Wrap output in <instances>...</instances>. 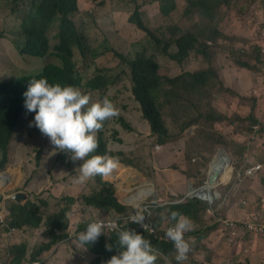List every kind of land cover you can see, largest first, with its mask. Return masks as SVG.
<instances>
[{"label": "rangeland", "instance_id": "374dc122", "mask_svg": "<svg viewBox=\"0 0 264 264\" xmlns=\"http://www.w3.org/2000/svg\"><path fill=\"white\" fill-rule=\"evenodd\" d=\"M98 1L82 0V9L75 15V18L80 28L89 35L92 45L100 50V56L96 62H93L92 58H83L76 54L74 60L84 74V80L99 73L111 74L116 79L115 82L110 80L109 88L103 94L106 95L107 92H110L115 97L113 101L117 104L119 111L118 119L117 116L109 119L110 124L105 131L106 144L110 139H113L116 146L129 151L133 161L142 167V170L149 172V175L145 174L144 176L142 172L133 167L122 169L117 188L125 186L127 198L135 195L142 185L147 189L148 180L153 191L151 190V194L147 197L137 198L138 205H144L151 199L167 200L174 196L182 197L189 185L198 187L207 180L212 161L211 155H217L219 148L212 145L207 133L208 123L205 119H201L200 125L194 129V132L188 131L189 129L185 132L186 123L198 116L194 115L197 113L196 108L186 102V99L192 96L196 97V101L206 99L205 102L212 103L216 100L221 105L228 103L229 105L225 109L231 106L230 114L232 115L229 116L232 119L226 120V123H217L216 127L217 129L222 127V129H218L219 131L226 130L229 137L225 146L232 155L236 167L244 162L264 164V56L262 51L260 55L255 52L257 47L264 44V0H232L230 7H233L234 18L243 20L241 26L246 25L243 28L244 33L252 37H259L261 42H256L254 38L247 39L239 35H227L228 37L217 44V50L231 59L234 64L229 62L226 57H221L219 64L221 72L225 76L216 75L213 78H207L205 85L196 84L191 87L186 84L181 86L171 97L175 101L163 104V119L170 132V138L164 144H159L157 137L152 134L148 121L144 119L141 108L138 107L139 105L134 99L130 69L120 55L124 56L126 60L135 57L138 53L150 57L156 56L154 60L173 76L181 71L202 70L197 66L199 60L196 58L188 63L172 64L166 58L161 57L162 51L150 36L145 35L142 38L130 31L124 21L137 9H140L139 0H101V3ZM186 1L179 0L181 9L185 8ZM25 6L26 4L22 0H0V80L36 73L49 62H59L58 57L54 54L41 60L21 55L17 41L21 33L20 24ZM240 6H244L245 14H241ZM227 14L228 11L224 9L217 17L216 22L219 27L223 23H227ZM142 17L144 19L143 15ZM189 20L194 24L198 20V16H191ZM150 22L151 29L156 33L171 38L173 24L182 22V18L180 12L175 10L167 16L159 13ZM201 29L208 32L204 23L201 25ZM57 31L58 26L55 25L49 32L52 47L57 42ZM105 38H109L112 42L109 45H103ZM108 46L111 50H108ZM235 56L251 61L257 68L255 70L240 68L235 63ZM250 74L254 75V82V78ZM224 83L237 88L235 93L224 89ZM210 90L211 93L208 95ZM93 93L101 94L100 92ZM234 111H239L242 115L233 113ZM257 119L260 124L254 125ZM125 122L129 125L126 126ZM9 148L10 167L0 173V178L4 181V183H0L1 210L9 209L13 201L12 195L22 193L38 205L41 203V199L48 200L49 206L44 211L45 217H47L50 213L60 212L65 207L64 199L71 197L68 194L73 193L74 196H79L86 189L90 190L89 186L84 187L85 182H78L73 168L66 169L68 166L56 157V149L48 146L29 127L27 121L19 126L12 146ZM157 148L163 155L152 154V149ZM216 151L218 152L216 153ZM194 158H197V161H194ZM125 172L128 173V178L123 181V178L126 177ZM68 177H70L69 181L66 179ZM71 188H74L73 191ZM262 191L264 192V170L258 176L248 177L238 183L233 179L228 185L219 187L218 203L215 208L230 192L229 198L233 199L236 211L246 209L248 212L263 213L262 198L264 194H261ZM118 193L122 197L120 190ZM54 194H58L60 198ZM242 199L250 200L251 203L247 208L242 204ZM221 210L224 215H227L229 207L223 205ZM66 217L69 221L67 226L69 234L71 232L76 234L80 223ZM152 217L158 218L159 213L153 214ZM145 221L148 224L147 228L151 229L153 221L150 217L148 216ZM167 221L165 220L162 225L164 226ZM210 221H216L215 215L213 211L208 212L207 210L192 221L194 236L188 238L191 243V252L189 261H183V264H199L197 259L202 256L196 255L195 251L206 246L202 244V239L205 240V244L207 241H212L214 247L217 244L219 247L218 251L211 250L208 253L204 259L205 262L217 264L216 257L220 259L229 257L234 260L238 258L235 255V249L228 242L222 226L219 234L207 236ZM216 222L221 224L220 221ZM77 237L74 235L62 241L60 250H67L70 254L60 259L56 256L50 263L53 264L56 260H60L57 264H78L82 260L89 261L91 256L83 254L82 247H79L75 242L72 244V241H75L74 238ZM253 239L258 242L262 241L264 246V236L258 238L246 236L242 240L246 242ZM47 240V229L44 223L39 228H17L14 234L8 233V230L0 224V264H16L13 262L11 250L15 244L20 243L27 244V255L21 264H34L33 252ZM49 252L44 253L41 259L46 258ZM79 253H82L83 258L77 256ZM249 258H252V255ZM205 262L201 264H205ZM253 264H257L256 261H253Z\"/></svg>", "mask_w": 264, "mask_h": 264}, {"label": "clouds", "instance_id": "9594fccd", "mask_svg": "<svg viewBox=\"0 0 264 264\" xmlns=\"http://www.w3.org/2000/svg\"><path fill=\"white\" fill-rule=\"evenodd\" d=\"M22 1L25 2L26 6L24 8V15L21 18V33L17 41L19 44V50L21 47L26 49L28 43V35L26 30V22L28 19L24 20V18L30 13L32 3L41 6L44 2V0ZM231 2L232 0H187L185 8L181 9L179 7V0H139L138 4L140 5V9H137L131 16L129 15L124 23H126L130 31L139 35L140 37L144 38L145 35L150 36V38L159 46L160 50L162 51L163 55H161V57L166 58L172 64L188 63L197 58L199 60L197 66L205 72L206 78H213L216 75L225 76V74L221 72V67L219 64L220 58L226 57L229 62L233 64L234 62L217 50V44L220 43L222 39L228 37L227 35H239L247 39L254 38L256 42H261L259 37H252L251 35L244 33L243 28L246 27V25L241 26L243 20L234 18L235 13L233 7H230ZM98 3H101V0H99ZM82 4V0H78V10L71 15V18L75 22L79 32L89 38V35L80 28L75 18V15L81 11ZM224 9L228 11L226 17L227 23H223L219 27L216 19ZM175 10L180 12L182 22H176L173 24L171 38H168L166 35L161 36L151 29L150 20H152L156 15L162 13L163 15L167 16ZM239 10L241 11V14H245L244 6H240ZM142 15L144 16V19ZM195 15L198 16V20L192 24L189 18ZM137 21L142 24L143 28L138 26ZM203 23L205 24V28L208 29L207 33L201 29V25ZM55 25L58 26V31L56 34L57 42L55 46L52 47L49 32ZM61 32L62 31H60L58 21L53 22L51 25H46L43 29V37L46 41V49L49 50L46 56L54 54L59 59L58 63H49H54L60 68H65L67 63L72 65L75 63L77 69L82 74L78 63L74 60V56L76 54H79L81 57L85 58L82 50L77 46L71 47L70 42L68 44L69 52L60 49L62 46ZM150 32H153L155 37L152 36ZM186 39H188L189 42H184ZM110 42L112 41L109 40V38H105L103 45H109ZM260 47H257L255 52L260 55L262 51L264 56V44ZM92 48L94 50L92 61L96 62L100 56V50H98V48L93 45ZM108 50H111L109 46ZM112 50L115 51L114 49ZM115 53L120 55L116 51ZM21 55L29 56L31 58H38L40 60L46 57H38L22 53ZM158 56L157 58L159 59ZM120 57H122L123 60L128 64L129 61H132L137 57V60H154L156 56L150 57L146 54L138 53L135 57L129 60H126L124 56L120 55ZM177 59H180L181 61H178ZM234 60L236 65H238L240 68L246 70H255L257 68V66L253 65L251 61L242 60L236 56L234 57ZM241 63H246L248 65H242ZM46 65H44V67ZM178 66L182 67L181 65ZM44 67L36 73H29L3 79L0 80V83L17 77L30 76L29 79L31 80L27 90L23 95L25 96V107L27 111L31 113L24 116L25 120L23 122L27 121L29 127L38 136L39 132L45 135L39 137L42 138L48 146H52L56 149V157L60 162L65 163L68 166L66 167L67 170L73 168L74 170L79 171V176L77 177V174L73 170L79 183H84L87 180L97 176L110 181L114 184L119 199L124 204L130 205L132 211L124 217V221L122 223H119L117 218L110 220L102 218L90 219L85 229L82 230L78 228L75 232L76 234H72L71 232L67 238L59 240L46 258L43 260L41 259L45 253L44 252L39 260L33 261L34 264H51L50 262L54 257L57 256L60 259L70 254L67 250H60L61 242L74 235L78 237L74 238L75 241H72V244L74 242L75 244L79 242L81 245H86L87 243L95 242L102 233L106 232V229L115 231L117 233L118 245L120 249L118 254L112 255L106 264H183V261H189L191 243L188 238L189 236H194L192 221L195 220L196 216L191 217L185 213L172 210V208L176 207L178 209H182L186 203L194 199L204 202L207 205L206 210L208 212L213 211L216 221L221 222L220 224L216 221H210L209 223L211 224L208 225L209 228L206 233L207 236L210 237L213 234H219L222 226V230L225 232L228 242L232 245L233 249H235V255L238 257L236 260L229 257H223L222 259L216 257L215 260L217 261V264H253V261H256L257 264H264V259H255V253L256 250H258V244L262 243V241L258 242V240L253 239L251 241L248 240L244 242L242 240L246 236L249 238H258L259 236H264V212H248L246 209L236 211L237 208L235 205H233V199L229 198L230 192L225 195V198L222 200L221 204L215 208L218 203L217 193L219 192L220 186L228 185L233 179L238 183L244 181L248 177L254 178L264 170V164L260 162L252 164L244 162L239 167H236L234 165L232 155L226 149L225 142L218 143L214 145L215 147L219 148H217L219 152L216 151L218 154L211 155L212 161L210 163L209 176L207 180H205L200 186L192 187L189 185L182 197L174 196L167 200H162V198L159 200L151 199L144 205H138L136 200L137 198L139 199L142 197H147L151 194L150 191H153V187L150 185L149 180L146 185V193L143 192V189L145 188L142 185L135 195L127 198V191L124 189L125 186L117 188V185L120 183L119 175L124 167H133L136 170L142 172L144 176L145 174L149 175V172L142 170V167L138 166L133 161L127 149L116 146L113 139H110V141L106 144L104 138L105 131L110 124L109 119L116 116L117 119L119 118L118 106L113 101L115 97L111 95V93L106 95H96L93 93L94 91H91L85 86H62L58 82L49 83L48 79L41 74ZM129 69L131 78L130 66ZM159 72L168 73L170 76H173L170 74V72L161 68L160 65ZM183 72L186 71H181L179 74ZM250 75L254 78V82V75ZM82 76H84V74H82ZM107 77L108 79L110 78L112 82L116 81V79L111 74L107 75ZM92 78L84 80V83ZM223 88L229 90L232 93H235V90L237 89L227 85L226 83H224ZM210 93L211 90L209 91L208 95ZM195 99L196 97L192 96L189 99H186V102L193 106ZM205 100L203 103L202 112L207 111L213 106L219 112L225 115H232L230 114L231 106L228 109H225L228 107V103L226 105H221L216 100H214L212 103L205 102ZM173 101H175L174 98L163 97V104ZM137 104L139 105V103ZM138 107H140V105ZM233 113L242 115L239 111H234ZM147 121L150 125L152 134L157 137L159 142V135L154 133L151 122H149V120ZM23 122H21V124ZM220 122L226 123V120L215 122L213 131L219 135H223L225 140H227L229 136L227 135L226 130L219 131L218 129H222V127H218V129L216 127V124ZM258 124L260 123L254 125ZM197 126L198 124H188L187 122L184 130L186 132V130L189 129L188 131L192 130L194 132V129ZM18 128L19 127L16 126L10 146H12V142L15 138ZM99 132L102 133V135L99 136L102 143V154H94L96 153V150L99 146L97 137V133L99 135ZM164 143L161 141L159 142V144ZM104 146L105 151L103 150ZM152 151V154L163 155V153H161L158 148L152 149ZM111 152L118 153V155H112ZM64 159L65 161H63ZM193 160L197 161V158H194ZM76 161H82V163L76 164ZM217 161L220 162V166L218 169H214L212 165ZM9 167L10 162L4 170L0 171V173L5 171L7 168L9 169ZM214 174H217V177L212 182L211 178ZM124 175H126V177L123 178V181L127 180L128 173L125 172ZM66 179L69 181L70 177ZM84 187H86V185ZM71 189L73 191L74 188ZM118 190L121 191L123 198L119 195ZM261 194H264V192L262 191ZM68 195L74 196L75 194L70 193ZM12 199L13 201L11 202L8 210L6 208L4 210L0 209V224L2 227H5L10 234H14L17 231V227L11 225L13 220L11 206L16 203L26 204L29 200L32 201L31 198L28 199V196L22 193H16L12 195ZM262 201L264 208V197L262 198ZM250 203V200L242 199V204L245 208H247ZM223 205L229 207L227 215H224L221 210ZM73 212L74 214L69 217L71 218V221L73 219L76 223H78L77 214L80 212L79 204L73 205ZM54 213L57 212H52L50 214ZM155 213H159V217L156 219L152 217ZM148 216L150 217L151 221H153L151 229L147 228L148 224L145 221ZM165 220L168 221L163 226L162 224ZM129 221L136 224V227L140 233L129 227L122 229L123 224H126ZM43 223L47 229V242H49L50 237L48 235L46 217ZM72 227L73 225L71 224V228ZM64 231H68L67 227ZM56 232L60 233L61 231L56 229ZM151 234L159 240L165 241L169 245V249L156 246L149 238ZM206 243L207 244H205V240L202 239V244L206 246H202L195 251L196 255L198 254V256H202V258L197 259L199 264L205 262L204 259L208 253L211 252V250L218 251L219 249L218 244L214 247L212 241H207ZM106 247L108 250H111L112 246L106 245ZM251 255L252 258H249ZM77 256L83 258L82 253L77 254ZM59 261L60 260H56L53 262V264H57ZM64 262H67V260H64ZM86 262L87 261L82 260L78 264H85ZM21 263H23V261L18 264ZM205 264L215 263L205 262Z\"/></svg>", "mask_w": 264, "mask_h": 264}, {"label": "trees", "instance_id": "16d2710c", "mask_svg": "<svg viewBox=\"0 0 264 264\" xmlns=\"http://www.w3.org/2000/svg\"><path fill=\"white\" fill-rule=\"evenodd\" d=\"M77 10L78 0H44L41 6L32 3L30 13L24 18V20L28 19L26 22L28 35L27 48L21 47V53L38 57L46 56L49 50L46 49L43 29L46 25H51L53 22L58 21L60 31H62V46L60 49L69 52L68 44L70 42L71 47L77 46L81 48L85 58H93L94 50L89 38L79 32L75 22L71 18V15ZM137 23L140 28H143L139 21ZM150 33L155 37L153 32ZM184 42H189V40L186 39ZM17 46L19 48L18 42ZM137 58L128 62L131 68L132 93L136 103H139L143 111L144 118L151 122L154 133L159 135V142L164 143L170 138V132L163 119V97L174 96V92L186 84L191 87L196 84L205 85L207 83L206 74L203 70L196 72L186 71L173 77L168 73H160L159 64L153 59L137 60ZM177 60L181 61L180 59ZM241 64L248 65L246 63ZM41 74L48 79L49 83L58 82L62 86H85L91 91L100 92L101 94H104L108 90L111 83L105 74H98L84 83V78L75 63L73 65L67 63L65 68H60L54 63H48ZM29 78L30 76L17 77L0 83V171L4 170L10 162L9 146L16 126L19 127L21 122L25 120L24 116L31 113L25 107V96L23 95L31 80ZM106 94H110V92ZM204 100H194L193 106L197 110V113L194 115L198 116L189 121L188 124L200 125L201 119H205L208 123L207 133L210 136L212 145L224 143L226 142L225 137L213 131L214 123L231 120L232 118L219 112L213 106L207 111L202 112ZM257 123H259L258 119L255 120V124ZM125 125L128 126L129 124L125 122ZM101 135L102 133L99 132V135L97 133L99 146L94 154H102V143L99 137ZM39 136L45 135L39 132ZM104 138L106 139V135ZM103 150L105 151V146ZM111 154L118 155L115 152H111ZM75 163L81 164L82 161H76ZM74 172L78 177L79 171L74 170ZM85 183L86 186L90 187V190L86 189L79 196H71L64 199L66 201L65 207L60 212L49 214L46 217L50 240L37 247L32 254L33 261L39 260L44 252L51 251L59 240L68 237L69 232L64 231L69 222L66 216L69 217L74 214L73 205H80V212L77 214V217L80 229L82 230L86 228L89 220L93 218L107 220L117 218L119 223H122L124 217L132 211L130 206L124 204L119 199L115 186L110 181L97 176L87 180ZM54 195L60 198L58 194ZM48 206L49 202L45 199H41L39 205L30 200L26 204H13L11 206L13 216L11 225L20 229L39 227L45 220L44 211ZM206 207L207 205L204 202L194 199L186 203L182 209L173 207L172 210L185 213L191 217H197L206 210ZM128 227L140 233L136 224L130 221L123 224L122 229ZM56 229L61 232L57 233ZM105 231L95 242H90L86 245H81L79 242L76 243L79 247H82L84 254L91 256V259L85 264H106L112 255L118 254L120 249L117 233L107 229ZM149 238L156 246L169 249V245L165 241L159 240L152 234ZM106 245H111V250H108ZM12 251L13 262L18 264L24 261L27 255V244L20 243L14 245Z\"/></svg>", "mask_w": 264, "mask_h": 264}, {"label": "crops", "instance_id": "0c3cea01", "mask_svg": "<svg viewBox=\"0 0 264 264\" xmlns=\"http://www.w3.org/2000/svg\"><path fill=\"white\" fill-rule=\"evenodd\" d=\"M255 259L258 260L264 259V246L262 245V243L258 244V250H256Z\"/></svg>", "mask_w": 264, "mask_h": 264}, {"label": "bare ground", "instance_id": "6f19581e", "mask_svg": "<svg viewBox=\"0 0 264 264\" xmlns=\"http://www.w3.org/2000/svg\"><path fill=\"white\" fill-rule=\"evenodd\" d=\"M212 166H213V168H214V169H218V167L220 166V162H219V161H217L216 163H213V165H212ZM0 182H1V183H4L3 179H0ZM143 192H145V193H146V192H147V190H146V189H143Z\"/></svg>", "mask_w": 264, "mask_h": 264}, {"label": "water", "instance_id": "95a60500", "mask_svg": "<svg viewBox=\"0 0 264 264\" xmlns=\"http://www.w3.org/2000/svg\"><path fill=\"white\" fill-rule=\"evenodd\" d=\"M216 177H217V174H214V175L212 176V178H211V181L213 182V181L216 179Z\"/></svg>", "mask_w": 264, "mask_h": 264}]
</instances>
